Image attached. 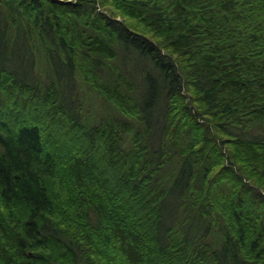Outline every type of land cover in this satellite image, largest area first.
Returning <instances> with one entry per match:
<instances>
[{"label":"trees","instance_id":"16d2710c","mask_svg":"<svg viewBox=\"0 0 264 264\" xmlns=\"http://www.w3.org/2000/svg\"><path fill=\"white\" fill-rule=\"evenodd\" d=\"M0 264H264V0H0Z\"/></svg>","mask_w":264,"mask_h":264}]
</instances>
